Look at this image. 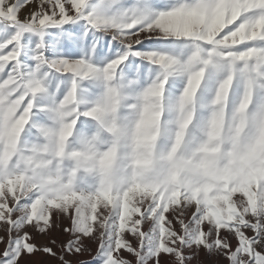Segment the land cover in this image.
I'll use <instances>...</instances> for the list:
<instances>
[{
    "label": "snow or ice",
    "instance_id": "1",
    "mask_svg": "<svg viewBox=\"0 0 264 264\" xmlns=\"http://www.w3.org/2000/svg\"><path fill=\"white\" fill-rule=\"evenodd\" d=\"M0 264H264V0H0Z\"/></svg>",
    "mask_w": 264,
    "mask_h": 264
}]
</instances>
